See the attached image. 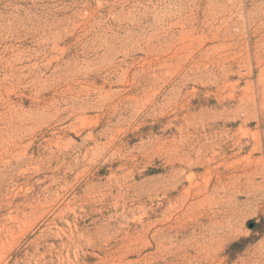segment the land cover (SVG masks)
Listing matches in <instances>:
<instances>
[{
	"label": "rangeland",
	"instance_id": "374dc122",
	"mask_svg": "<svg viewBox=\"0 0 264 264\" xmlns=\"http://www.w3.org/2000/svg\"><path fill=\"white\" fill-rule=\"evenodd\" d=\"M0 264H264V0H0Z\"/></svg>",
	"mask_w": 264,
	"mask_h": 264
},
{
	"label": "bare ground",
	"instance_id": "6f19581e",
	"mask_svg": "<svg viewBox=\"0 0 264 264\" xmlns=\"http://www.w3.org/2000/svg\"><path fill=\"white\" fill-rule=\"evenodd\" d=\"M220 213V212H219Z\"/></svg>",
	"mask_w": 264,
	"mask_h": 264
}]
</instances>
